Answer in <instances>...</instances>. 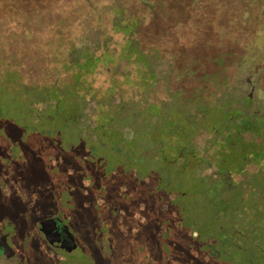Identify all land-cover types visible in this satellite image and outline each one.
<instances>
[{
  "label": "rangeland",
  "instance_id": "374dc122",
  "mask_svg": "<svg viewBox=\"0 0 264 264\" xmlns=\"http://www.w3.org/2000/svg\"><path fill=\"white\" fill-rule=\"evenodd\" d=\"M150 1L152 9L137 16L141 24L132 34L148 57L149 65L139 68L118 54L124 39L113 29L119 6L125 17L141 13L135 0H0V213L17 228L14 242L25 264H233L234 256L245 264L250 256L248 249L233 251L234 243L244 245L252 236L230 237L231 208L217 220L196 192L178 202L166 198L180 184L171 174L162 185V174L177 167L178 180L189 184L197 164L188 151L184 161L175 162L176 153L184 154L178 145L187 143L207 157L213 151L205 149L209 142L220 138L204 127L191 135L180 127L165 133L172 118L197 125L200 116L211 123V84L221 68L211 57L227 44L213 41L207 8L194 16L182 12L187 0ZM74 42L80 52L109 47L112 63L99 64L89 76L76 74ZM225 61L227 70L219 77L231 81L227 93L235 98L233 107L258 111L262 99L253 78L237 60ZM86 85L91 95L84 92ZM76 95L84 97L82 106L68 115ZM246 96L250 101L241 99ZM243 139L262 142L247 133ZM232 153L207 179L210 192L224 171L238 169ZM258 166L257 180L247 175ZM244 167V175L233 177L246 185L244 206L232 207L240 208L244 219L240 233L261 217L250 215L253 201L258 214L264 213V200L256 201L264 160ZM52 214L65 219L76 239L70 257L55 254L38 233V220ZM206 229L211 234L205 237L217 242L191 239Z\"/></svg>",
  "mask_w": 264,
  "mask_h": 264
},
{
  "label": "trees",
  "instance_id": "16d2710c",
  "mask_svg": "<svg viewBox=\"0 0 264 264\" xmlns=\"http://www.w3.org/2000/svg\"><path fill=\"white\" fill-rule=\"evenodd\" d=\"M135 1L142 5L141 13L138 15L125 17V9H122L119 6L115 12L116 23H114L113 29L116 33L123 35L124 44L120 48L121 52L118 53L122 59L126 60L129 64L132 63L133 65L139 66V68H145L146 65H149L148 57H144L146 49L144 50L137 46L135 40L132 38V34L136 31L139 24H141V22L137 21V16L140 17L142 13L152 9L153 3H150V0H146V4L140 3L138 0ZM187 2L188 4L183 5L182 12H184V14L190 15V12L192 11L194 16H196L197 13L206 8L207 10H210L211 16L213 17L211 26L213 27L212 29L215 33L214 36L217 39H214L213 41L226 43L227 46L224 48L228 51L225 50L217 52L213 57H211V61H215L214 64L216 67L218 65L221 67L215 71L217 72V78L216 80H213V85L211 84L212 92L215 98L210 109L211 123H207L206 119L201 120L200 116L195 120L197 125L186 123L183 124L182 122L179 123L176 122V119L174 121L172 118L170 122H168V132L165 134L169 136L172 135V133H177L180 127L182 131H187L191 135L192 130L195 131V127H204L212 134H217L220 137L218 140L209 142L210 145L205 148L207 151L212 149L213 151L211 155H213L216 159L225 160V156L228 155V153H230L232 150V156L237 164L248 162L249 159L255 160L256 163L260 164V162L264 160V0H187ZM161 5L162 3L158 4V6ZM75 45L76 42H74L71 52L73 53L74 51L75 60L78 61V63L77 66L71 70L76 72L78 75L85 74L89 76L96 71L99 64L101 65L104 63L108 65L112 63L111 60H113L114 55L109 50V47H102L100 44L99 46H95L93 50L86 48L83 52H80ZM97 51L99 52L98 54H96ZM236 53H238V55ZM226 59L237 60L239 62L237 65L244 66L245 72H247L251 78H253V82L256 86V89L258 90L260 98L262 99V102L259 103L260 106L258 107L259 109H257L258 111L247 112L246 110L240 108L241 106L233 107L235 104V98H233V94L227 93L228 85L231 81L226 77L223 80L219 77L222 75L221 73H223V67L225 68L224 71L227 70L225 61ZM138 71L142 75L144 74L142 70L138 69ZM139 72L138 76L141 78L142 75ZM149 76H151L153 82V74L150 73ZM143 79L144 78H142V82ZM84 92L87 93V96L91 95V88L86 85ZM218 92H220L221 95L216 94ZM83 99L84 97L81 95L74 96L73 103L75 108L71 109L68 112V115L73 114L75 111L81 108V100ZM241 99L247 102L250 101L248 96ZM52 105L54 108H56L55 101H52ZM202 105L204 108L203 103H201L199 107H202ZM243 106H245V104H243ZM156 112L160 114V116L162 115L160 110L155 111V113ZM167 113L165 112V114ZM67 127L69 128V126ZM245 133L249 134L252 138H260L262 142L259 145H252L254 149H250L249 147L251 144H249L247 141H244L243 139V134ZM172 141H170V145L173 143ZM212 142L213 144L211 147ZM188 145L189 144L187 143L178 145L177 152H184V154L176 153L175 162L184 161L186 151L189 152L188 155L193 157H197V155H199V152L191 151V149L187 147ZM133 146L135 150L138 148L137 144H133ZM168 147L169 146L167 145L166 148L162 147V149L166 152ZM215 149L216 151H214ZM137 155L139 156V154ZM176 170L179 169L177 167H173V169H168L167 173L162 174L164 178L162 185H166V183L170 180L171 174H174V180L178 182L177 184H180V187L176 188L174 195L165 192L166 198L169 202H178L187 197L188 193L185 190H188L189 187L191 191L190 195H193V193L196 192L203 198V201H207L206 204L213 210L214 217H228L229 213L227 211L229 208H231L229 212L233 214L229 217L237 218L239 216L238 211H240V208L232 209V207L237 204L238 194L233 195V198L230 196L225 197L223 204L225 202H231V204H229L230 206L227 207L225 211H223L222 208L217 209L218 205L214 203L216 199H212L208 194V192H210L208 184H205L204 182L196 190L195 188L197 187L195 184H193L194 178L191 180L192 183L190 182L191 185L186 181H180L178 180V174L176 173ZM224 172L228 171L226 170ZM261 172L262 170L259 169L256 174L253 175L256 180L260 177ZM259 183L260 190H258L260 191L262 199L264 200V180L261 181L260 179ZM218 200L221 201V199ZM251 208L255 210V205L253 203L251 204ZM252 209L250 210V215H252ZM117 213L120 214V211L118 210ZM254 215H257V213ZM260 216L261 217L256 221L255 224L245 227V232L240 235V237H244L246 233L251 232V234H249L252 236V238L249 237V240H244L243 246L240 245L237 247L239 250L243 249V251H246L248 249V251H250V256L247 258V260H245V264H257V262H259L260 259H263L264 257L263 254L260 253L261 249H264L263 211H261ZM259 221H261V223L258 226L257 223H259ZM205 231L204 233L198 234L200 238L204 237L206 239H211L210 241L214 240L217 242L214 236L205 237L211 234L207 229ZM191 239L194 240L195 238L192 237ZM211 247L212 246H209V248Z\"/></svg>",
  "mask_w": 264,
  "mask_h": 264
},
{
  "label": "flooded vegetation",
  "instance_id": "af4514ba",
  "mask_svg": "<svg viewBox=\"0 0 264 264\" xmlns=\"http://www.w3.org/2000/svg\"><path fill=\"white\" fill-rule=\"evenodd\" d=\"M250 149H254L252 145L249 147ZM191 161H197V164L194 165V169L192 172V178L193 184H205L207 183L208 178H212L216 176L214 168H219L218 164H227L225 160H219L216 159L213 155L212 156H201L197 155V157L190 156ZM210 158V159H209ZM253 163L255 165H259V163H256L255 160L249 159L248 162H243V163H238L237 167L238 169L235 171H228L224 172L222 174L223 180L220 183H216L213 186V190H211L210 197L212 199H216L214 203L218 205L217 209H221L225 211L227 207H229L231 202H225L223 204V200H225L226 196H230L233 198V195L238 194V201L237 204L240 206H244V199H245V190H246V185L244 179H233L234 176L236 175H244L245 173V165ZM206 168H213L212 173H205L204 170ZM258 169L253 173L247 174L253 176L256 174V172L261 169L259 166L257 167ZM246 176V175H245ZM244 176V178H245ZM190 184V183H189ZM193 186V185H192ZM187 193H191L189 187L188 190H185ZM257 191L256 196V201H259L262 199V195L260 194L259 190ZM218 199H221L219 201ZM255 205V210L252 209V215L258 214V207H257V202L253 201L252 202ZM213 212V210H212ZM214 213V212H213ZM256 215V216H257ZM255 216V215H254ZM217 220H222L226 218L225 216L222 217H216ZM260 218V217H259ZM45 220H52V223L50 226L45 227V233L46 235L50 237L51 241L49 242L46 240V235L43 233L39 227V224L41 222H44ZM243 218L238 216L237 218L233 217L232 222H231V228H230V237L234 238L235 236H240L242 233H240L239 225L244 224ZM256 223V222H255ZM261 221L257 223L259 226ZM13 221H11L4 213H0V264H25L20 258L18 257V248L15 245L14 238H16V232L17 228L14 227ZM245 227H243L244 229ZM37 229L38 233L41 235L42 239L51 247L53 252L57 254L58 256L61 257H70L73 255L74 251L77 249L78 244L76 242V239L71 231V229L68 227V224L66 223L65 219L59 215V214H52L50 216L42 217L38 220L37 223ZM218 232L222 230V227L219 226ZM195 233V232H194ZM195 238L194 240H199L200 237L197 233H195L193 236ZM208 242L211 239H206ZM221 242V240H220ZM241 244V243H240ZM240 244L234 243V250L239 253L244 252L243 249L239 250L237 247L240 246ZM212 246V244H207V247ZM243 246V245H242ZM261 254L264 256V249H261ZM215 256V255H214ZM216 257V256H215ZM264 259V257H263ZM240 259L238 257L233 258V264H238L240 263ZM258 263V262H257ZM264 263V260H263ZM262 263V264H263Z\"/></svg>",
  "mask_w": 264,
  "mask_h": 264
},
{
  "label": "water",
  "instance_id": "95a60500",
  "mask_svg": "<svg viewBox=\"0 0 264 264\" xmlns=\"http://www.w3.org/2000/svg\"><path fill=\"white\" fill-rule=\"evenodd\" d=\"M51 223H52V220H45L44 222H41V223L39 224V227H40L41 231H42L43 233H45V227L50 226ZM45 235H46V233H45ZM46 240H48L49 242L51 241V239H50V237L48 236V234L46 235Z\"/></svg>",
  "mask_w": 264,
  "mask_h": 264
}]
</instances>
